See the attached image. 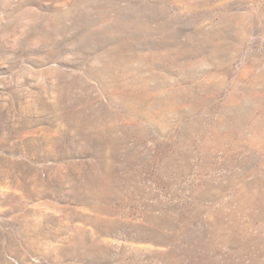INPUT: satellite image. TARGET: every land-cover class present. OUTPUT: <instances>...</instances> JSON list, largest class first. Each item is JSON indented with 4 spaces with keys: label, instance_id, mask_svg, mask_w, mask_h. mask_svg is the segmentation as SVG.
<instances>
[{
    "label": "rangeland",
    "instance_id": "1",
    "mask_svg": "<svg viewBox=\"0 0 264 264\" xmlns=\"http://www.w3.org/2000/svg\"><path fill=\"white\" fill-rule=\"evenodd\" d=\"M0 264H264V0H0Z\"/></svg>",
    "mask_w": 264,
    "mask_h": 264
}]
</instances>
